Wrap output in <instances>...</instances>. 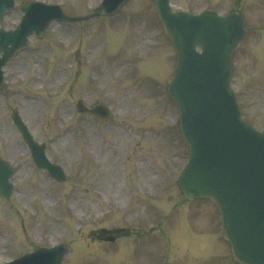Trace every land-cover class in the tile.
I'll return each mask as SVG.
<instances>
[{
    "label": "rangeland",
    "instance_id": "rangeland-1",
    "mask_svg": "<svg viewBox=\"0 0 264 264\" xmlns=\"http://www.w3.org/2000/svg\"><path fill=\"white\" fill-rule=\"evenodd\" d=\"M4 17L12 28L19 5ZM82 16L101 0H41ZM173 8H239L246 31L232 57V87L244 118L264 132V0H171ZM175 53L152 0H131L117 16L52 23L10 59L0 89V155L17 167L12 201L0 199V262L36 246L67 245L62 264H236L215 204L186 200L176 176L187 148L166 98ZM103 103L109 120L75 111ZM16 107L67 179L36 170L12 125ZM130 237L92 242L93 229ZM134 234L136 236H134Z\"/></svg>",
    "mask_w": 264,
    "mask_h": 264
},
{
    "label": "water",
    "instance_id": "water-1",
    "mask_svg": "<svg viewBox=\"0 0 264 264\" xmlns=\"http://www.w3.org/2000/svg\"><path fill=\"white\" fill-rule=\"evenodd\" d=\"M127 0H103L93 15L111 14ZM157 14L176 51L174 77L168 93L179 106L181 132L189 145L188 161L178 176L183 194L216 202L224 236L233 257L245 264H264V135L241 120L229 88L230 57L243 34V19L235 11L220 17L213 10L200 15L172 12L169 0H154ZM14 0H0V23ZM22 22L13 30L0 27V67L27 41L41 35L52 19L72 21L88 17L66 15L58 6L25 3ZM92 15V16H93ZM199 45L202 52H197ZM2 72L0 70V83ZM79 111H85L79 102ZM101 116L107 111L92 110ZM13 119L40 168L64 175L44 157L16 111ZM11 168L0 159V195L6 200ZM54 176V175H53ZM65 248H38L9 264H61Z\"/></svg>",
    "mask_w": 264,
    "mask_h": 264
}]
</instances>
